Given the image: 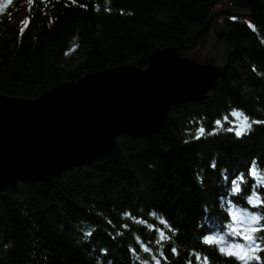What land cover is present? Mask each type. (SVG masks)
I'll return each mask as SVG.
<instances>
[{
    "label": "trees",
    "instance_id": "trees-1",
    "mask_svg": "<svg viewBox=\"0 0 264 264\" xmlns=\"http://www.w3.org/2000/svg\"><path fill=\"white\" fill-rule=\"evenodd\" d=\"M17 1L0 0V93L20 98L107 68L145 67L151 53L179 45L217 8L253 19L220 17L230 58L216 90L172 106L159 134H122L113 153L0 196V264H196L193 252L208 264H237L201 237L243 243L230 235L233 206L264 225V207L246 201L254 185L264 194V123L240 138L227 123L207 133L233 109L264 121V0H30V22L20 26L10 12ZM201 123L207 132L195 139ZM253 160L256 178L247 173ZM240 173L247 184L233 195Z\"/></svg>",
    "mask_w": 264,
    "mask_h": 264
},
{
    "label": "water",
    "instance_id": "water-1",
    "mask_svg": "<svg viewBox=\"0 0 264 264\" xmlns=\"http://www.w3.org/2000/svg\"><path fill=\"white\" fill-rule=\"evenodd\" d=\"M224 8L179 45L151 53L145 67L103 69L34 98L0 93V196L113 153L122 134L157 135L172 106L212 94L230 58L220 17H253Z\"/></svg>",
    "mask_w": 264,
    "mask_h": 264
},
{
    "label": "snow or ice",
    "instance_id": "snow-or-ice-1",
    "mask_svg": "<svg viewBox=\"0 0 264 264\" xmlns=\"http://www.w3.org/2000/svg\"><path fill=\"white\" fill-rule=\"evenodd\" d=\"M72 3L75 4L76 0H72ZM81 7H86L85 5H81ZM232 19H237V17H232ZM29 20H25L22 24L29 23ZM251 27V25H250ZM21 32H23V27H21ZM231 116V120L229 117ZM240 117H243V120L247 124V128L245 131L239 130V126L236 124V120ZM230 124L231 126L226 129L227 132H234L237 138H240L242 135H246L249 131H251V125L257 123H264V121H250L247 116L244 115L242 110L233 109L229 114L223 117V121L221 119H216L213 124V129L211 132H208V135H215L216 130L218 128H222L223 124ZM207 130L201 123V126L197 129V133L195 139H200ZM188 143V141H185ZM214 166V165H213ZM248 176L251 178H256L258 176V167L255 160H253L252 165L247 170ZM239 184L237 180H233V195H240L244 192V188L241 185H246L247 181L244 178V173L239 174ZM264 179V177H261ZM260 185H254L252 188V194L246 197L247 203L254 208L264 207V194H261L257 189ZM207 211V208L205 209ZM230 219L232 224L228 225L231 228L230 235L241 237L243 243L236 242H227L223 235L219 234H206L201 237V243L208 246L214 247L219 252V254L226 259L234 260L237 264H252V261H256V264H264V259L261 258L260 253L264 252V225H260V220L262 217L258 214H249L247 211L244 213H239L232 211L230 213ZM161 224H164L168 231H172L170 226L167 225V222L164 220L160 221ZM237 225V226H233ZM155 230V229H154ZM159 234V239L157 240V244H162L165 237V229L157 230ZM144 252H149L148 247L143 248ZM173 255H179L177 249L173 247L171 249ZM160 255L163 256V252H160ZM191 255L196 257V264H201V260H203V264H208V257L204 256L201 258L200 253L193 252ZM165 257V261H166ZM111 264V262H109ZM156 264H159V260L156 261ZM185 264H192L191 258H189Z\"/></svg>",
    "mask_w": 264,
    "mask_h": 264
},
{
    "label": "rangeland",
    "instance_id": "rangeland-1",
    "mask_svg": "<svg viewBox=\"0 0 264 264\" xmlns=\"http://www.w3.org/2000/svg\"><path fill=\"white\" fill-rule=\"evenodd\" d=\"M29 3H30V0H18L14 4L13 8L10 10L11 17L16 20L18 26L21 25V23L24 21V19L28 15ZM230 120H231V118H230ZM243 123H245V121L243 120V117H240V118H238L236 120V124L238 126L243 124ZM235 207L236 206H233L232 211L239 212V213H244L245 212V210L242 209V208L234 210ZM248 213L251 214L250 212H248Z\"/></svg>",
    "mask_w": 264,
    "mask_h": 264
}]
</instances>
